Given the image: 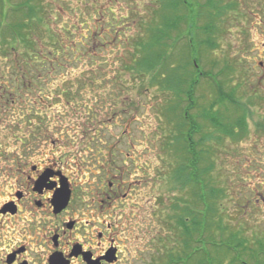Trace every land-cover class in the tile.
<instances>
[{
    "label": "rangeland",
    "instance_id": "374dc122",
    "mask_svg": "<svg viewBox=\"0 0 264 264\" xmlns=\"http://www.w3.org/2000/svg\"><path fill=\"white\" fill-rule=\"evenodd\" d=\"M164 1L0 0V107L7 103V97H2L5 89L13 85L9 91L23 92L12 77H52L46 79L51 80L46 103H35L38 96L24 100L20 96L16 98L19 111L0 108V204L10 192L12 157L24 155L20 146L35 140L33 134L46 133V157L52 152L61 155L67 174L82 190L88 187L96 192L101 180L119 182L124 188L126 197L117 201L119 206L113 203L117 208H109L107 217L98 218L101 211L96 205L90 211V219L107 220L124 230L121 264H151L158 253L162 256L171 249L179 253L178 234L164 220L170 216L172 221L178 209L190 207L189 203L193 211L205 215L203 221L214 205L217 216H212L224 227L230 225L235 235L242 233L248 242L264 238V207L261 202L258 206L264 194V133L253 129L256 117L264 115V100L254 106L255 117L243 139L231 128L219 132L205 127L198 116L203 98L207 117L216 114L217 83L229 79L233 85L236 75L247 83L246 98L263 92L260 79L248 68L264 36L256 31L241 34L242 26L237 30L235 24L237 16L264 12V0H214L217 5L211 4L207 11L202 6L208 0H172L179 8L172 16L182 20L167 29L166 44L155 46L151 53L138 51V37L147 41L150 34L165 31L162 22L170 13L163 8ZM24 3L27 6L12 14ZM28 5L36 12L34 17ZM98 13L105 14V24ZM22 21L28 25L20 38L15 28ZM107 23L120 27L119 40L111 32L104 38L106 45L85 41L90 30L97 34ZM71 35L74 42L65 44H77L71 48L75 54L80 44L85 46L77 64L65 58V47H59ZM50 52L59 56L53 65L44 60ZM158 56L163 60L157 66ZM189 63L191 80L197 81L190 95L183 85ZM230 66L235 68L232 74ZM24 106L27 115L23 116L19 112ZM30 108L43 112L40 118L31 117L32 124L25 123ZM186 115L191 124L184 127ZM183 127L184 134L179 135L177 129ZM57 139L59 145L50 144ZM202 154L205 158L199 163ZM192 169L196 175L202 171V207L191 192L187 197L182 190V177ZM208 186L215 190L216 203L209 198ZM231 230L217 232V238L226 241ZM203 248H208L206 242ZM251 256V264H257V254Z\"/></svg>",
    "mask_w": 264,
    "mask_h": 264
},
{
    "label": "flooded vegetation",
    "instance_id": "af4514ba",
    "mask_svg": "<svg viewBox=\"0 0 264 264\" xmlns=\"http://www.w3.org/2000/svg\"><path fill=\"white\" fill-rule=\"evenodd\" d=\"M236 20L237 30L240 25L242 26L241 34L247 35L256 31L264 36V12L258 15L251 12L246 17L237 16ZM254 52L248 71L260 79L258 85L263 92L255 93L253 99L246 98L244 86L247 83H244L243 77L239 75L234 78L236 82L233 85L230 84L229 79L223 80V83L218 82L220 88L217 94L215 93L213 104L218 105L216 114L207 117L206 109H203L205 98L202 97L204 100L201 99L198 105V116L205 127L208 125L210 129L219 132L233 128L235 133L241 134L242 139L245 138L249 123L255 117L253 108L262 104L264 100V40ZM239 63L241 60L238 61ZM234 71L235 68L232 69L230 66L231 74ZM51 78L45 75L12 77V81L21 83L23 92L9 91L14 90L13 85L5 89L7 93L2 97H7V103L0 108L18 110L20 107L16 106V98L20 96L23 100L26 97L38 96L35 103L44 104L46 88L51 81L46 79ZM57 93L55 92V95ZM25 108L22 107L19 112L23 116L27 115L23 110ZM26 112H30L29 118L25 120V123L29 124L33 123L31 117L40 118L43 113L42 110L34 108ZM256 118L253 129L259 131L258 133H264V115L262 119ZM184 119L187 124H191L188 115ZM39 121L41 122L40 119ZM33 136L35 140L24 141L20 146L24 155L14 156L11 159L15 166L9 174L12 181L10 192L6 201L0 204V264H90L91 262L121 264L124 230L119 231L113 222L107 220L99 222L90 219V211L96 205L97 210L101 211L98 218L102 219L104 215L107 217L109 208H117L112 207L113 203L116 202L119 206L117 201L126 197L124 188L119 182L109 181L106 184L101 180L99 184L101 188L96 192L94 188L88 187L82 190L74 183L71 175L67 174L64 158L61 155L52 152L53 156L46 157V148L49 146L47 134H33ZM60 141L53 140L50 144L57 146ZM93 168L94 166L91 167ZM87 170H90V161ZM258 202V206L261 202L264 207V194ZM112 212L115 213L114 210ZM96 217L93 215V218ZM221 224L224 227L222 222ZM96 225L98 229L100 228L97 231ZM2 232H6V235ZM245 246L249 251L233 252L231 256L242 259L255 252L264 264V238L247 241Z\"/></svg>",
    "mask_w": 264,
    "mask_h": 264
},
{
    "label": "trees",
    "instance_id": "16d2710c",
    "mask_svg": "<svg viewBox=\"0 0 264 264\" xmlns=\"http://www.w3.org/2000/svg\"><path fill=\"white\" fill-rule=\"evenodd\" d=\"M28 3H24L21 5V7H17L12 11V14H16L17 12H20L24 7L22 6H27ZM211 4L217 5L214 0H208L206 1L205 5L202 6L204 9L203 10H208L210 9ZM163 8L169 10V15L165 17L164 21L162 22V27L165 29V31H162L161 34H150V38L145 41L144 38L141 36L137 38L135 46L138 51H143L144 53H151L152 50L154 49L155 46L157 45H164L167 42L166 36H168V33L166 32L167 29L174 28L177 26L178 22L180 19L182 20V17L180 16L179 18H174L176 16H172V12L176 11L178 8V4L172 2V0H166L163 3ZM93 10V9H92ZM28 12L29 15L32 14L34 17L36 12H34V9L28 5ZM112 13V11L110 10ZM177 12V11H176ZM99 14V13H98ZM220 14V13H219ZM100 18H102L103 23L105 24L106 21L104 20L105 14L100 13ZM107 15V14H106ZM211 16V15H210ZM31 18V16H30ZM210 18V17H209ZM40 19V18H38ZM24 21V20H23ZM22 21L21 24L17 25L16 28L20 29V31H16L15 28V34L22 38L23 33L26 30L27 23H24ZM120 27L112 23V25H109L107 23V27L103 25L100 28V32H97V34H93L92 31L90 30V38L86 37L85 41L90 39V43L93 42V44H98L101 43L103 45H106V40L104 38H108L109 34L111 32L114 33L116 36L117 40H119V35H120ZM22 29V30H21ZM101 33V34H100ZM145 41V42H144ZM65 42H74V35H71L70 37L67 38V40L62 39L63 45H59V47H65L64 50H62V53L65 55V58L73 64H77L80 62V59H78V55H83V51L81 47H85L84 44H80L81 47H76L78 50L73 52L71 48H75L77 44L69 45L65 44ZM117 42V41H116ZM211 42V41H210ZM59 43V42H57ZM114 43V42H113ZM209 44V41L207 42ZM60 44V43H59ZM33 45V44H32ZM31 47V45L29 46ZM57 52H60L59 49L56 50ZM68 53V54H67ZM143 53V54H144ZM50 55L48 56L47 63L49 64H54L57 60H59V56H54L53 52L49 53ZM74 54V55H73ZM39 58L42 59V55L39 54ZM52 59V60H51ZM162 57L158 56L156 59L157 66L158 64L162 61ZM21 67V66H18ZM190 68H192V65L189 63V65L186 66V78L185 81L183 80V85L188 86V91L190 88H192V85L195 81V77L191 80L190 76ZM190 80V81H189ZM188 83V84H187ZM182 91L184 94H187V92ZM193 91H189V95ZM184 119V118H183ZM186 120L184 119L183 125L184 127L186 126ZM181 127V125L179 126ZM183 130H178L179 135L184 134V129ZM233 130V128H232ZM234 131V130H233ZM178 135V136H179ZM176 140L179 141L178 137L175 138ZM202 148V145H199ZM205 153V151H203ZM209 154V153H208ZM203 157L199 160V163L203 161L205 156L202 154ZM196 172L192 170L185 171L184 176L182 177V190L184 192H188L187 197H190V193L193 196V199L195 202H198L199 206L201 207V203H203V198L201 195L202 191V171L199 169L198 175L195 174ZM208 188H210L208 186ZM193 190V191H192ZM213 190L214 188H210L209 191V198L216 203V195L213 197ZM215 191V190H214ZM193 192V193H192ZM190 207L188 208H183V209H178L177 213L178 215L175 218H172L168 216L167 219L164 220V224H166L170 230H173L178 234V239L181 241V249L179 253H175L174 249L169 250L168 252L164 253L162 256H159L158 253V258L157 256L154 257L153 263L151 264H251L252 256H246V260H241L238 258H234L231 256V253L233 252H246L249 251V248L245 246V243L248 241L242 233H239V235H235V232L233 231L232 227L230 225H227L225 227L222 226L221 222H217L216 219V214L217 211L215 210L214 205H211L210 211L207 215V219L203 222V219L205 215L203 216L201 212L193 211L191 204L189 203ZM176 209V207H175ZM212 213H215L216 216H212ZM175 223H174V222ZM232 229V230H231ZM231 230V233L228 239L226 241L222 240L221 238L218 239L216 233L217 232H222V231H227ZM235 235V238L232 240V236ZM166 241L167 240H163ZM169 242V241H168ZM207 244L208 250L203 248V243ZM163 248V247H162ZM156 258V259H155ZM250 261H248V260ZM260 261V262H259ZM257 264H262V261L258 259Z\"/></svg>",
    "mask_w": 264,
    "mask_h": 264
},
{
    "label": "water",
    "instance_id": "95a60500",
    "mask_svg": "<svg viewBox=\"0 0 264 264\" xmlns=\"http://www.w3.org/2000/svg\"><path fill=\"white\" fill-rule=\"evenodd\" d=\"M97 262H91L90 264H96Z\"/></svg>",
    "mask_w": 264,
    "mask_h": 264
}]
</instances>
